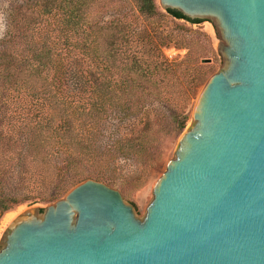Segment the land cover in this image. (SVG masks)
<instances>
[{
  "label": "water",
  "instance_id": "water-1",
  "mask_svg": "<svg viewBox=\"0 0 264 264\" xmlns=\"http://www.w3.org/2000/svg\"><path fill=\"white\" fill-rule=\"evenodd\" d=\"M157 4L209 24L219 66L143 214L86 179L19 212L1 236L0 264H264V0Z\"/></svg>",
  "mask_w": 264,
  "mask_h": 264
},
{
  "label": "trees",
  "instance_id": "trees-1",
  "mask_svg": "<svg viewBox=\"0 0 264 264\" xmlns=\"http://www.w3.org/2000/svg\"><path fill=\"white\" fill-rule=\"evenodd\" d=\"M93 1L32 0L11 11L0 39V183L10 179L20 183L31 169L41 173L51 168L55 173L61 164L67 169L87 147L82 128L90 124L97 129L111 112L115 128L127 125L129 131L135 129L126 146L133 154L146 152L154 142L155 130L180 133L183 129L184 118L176 122L171 110L166 123L163 121L158 104L168 99L160 98L158 91L173 87L165 75L174 74L183 63L189 74L183 88L188 91L186 96L192 94L205 81L204 67L190 59L169 62L159 53L142 58L129 44L151 45L150 37L124 23L122 16L104 23L90 17ZM134 4L142 18H163L153 0H134ZM50 17L55 20L52 28L47 21ZM173 45L180 44L175 41ZM112 69L125 89L135 91L139 85L146 95L113 94ZM83 85H88L90 93L86 102H81ZM14 98L28 102L11 106ZM15 187L18 185L0 191V213L31 199ZM59 190L37 193L32 199L49 202L58 197Z\"/></svg>",
  "mask_w": 264,
  "mask_h": 264
},
{
  "label": "rangeland",
  "instance_id": "rangeland-1",
  "mask_svg": "<svg viewBox=\"0 0 264 264\" xmlns=\"http://www.w3.org/2000/svg\"><path fill=\"white\" fill-rule=\"evenodd\" d=\"M31 1L0 0V39L9 25L11 11L16 6ZM153 2L156 11L163 18L145 19L140 17L135 10L134 0H94L88 12L90 17L96 18L101 23L122 16L124 23L135 28L136 31L140 30L145 35L147 34L152 43L151 45L150 43L145 45L144 43H137L135 46L129 44L130 49L135 48L139 55L142 54V58L159 53L169 62L174 63L185 59L195 60L204 67L203 81H206L211 74L218 70L219 66L216 54L217 37L214 29L206 22L190 24L184 20L174 19L158 7L157 0H153ZM47 21L50 24L49 27L52 28L55 24L54 18L50 17ZM175 41L180 45L175 47L173 45ZM96 45L98 47L102 46L101 42ZM204 60H209V62L206 63ZM101 68L102 64H99L98 69L100 70ZM176 70L172 75H165L173 87L158 91L160 98L168 99V101H162L158 105L163 110L162 119L165 123L170 114L169 110L174 112L173 119L176 122L184 118V127L180 133L169 129L158 133L157 129L155 130V136L153 135L154 142L147 148L146 152L133 154L132 151H128L126 146L130 132L132 131L133 133L135 129L129 131L130 128L127 125H120L115 128L116 119H114V112H111L106 117L103 125L97 129L92 128L90 124H86L82 128L81 136L88 148L85 147L67 169L64 168L63 164L59 166L58 171L55 173L52 172L51 168L41 173L38 170L33 171L31 169L30 172L25 174L24 179L20 183L13 179L0 183L1 192L10 187L14 188V184H17L16 190L24 193V196L31 197L30 200L13 205L7 212L0 213V224L8 214L17 215L29 206L42 207L62 198L68 190L86 179L101 182L117 190L124 201L133 205L136 214L140 217L150 200L152 184L164 172L165 164L168 160H171L178 137L189 124L195 98L205 82L195 88L192 94L186 96L188 91L183 88L185 86L183 81L188 80L189 74L184 72L185 64L181 63ZM111 72V78L109 79L111 80L110 88H113V94H121L122 97L127 94L132 97H144L146 95V92L139 85H137V90L129 92L125 89L124 84L119 82L116 77L117 73H114L113 69ZM188 73L192 72L188 70ZM87 86L83 85L85 88L82 87L85 91L80 93L81 102H86L90 95ZM186 98L187 100L184 101ZM22 100L25 101V104L28 102L25 98H22ZM22 100L14 98L11 106L14 104L20 105ZM22 103L24 104V102ZM165 123H163V127ZM2 129L9 131L6 126H3ZM92 134H94L93 138L90 136ZM64 169L66 170L65 172ZM70 178H74V181L70 182ZM58 187L60 188L59 195L52 201L32 199L37 193L47 195L53 188L56 190ZM3 232L0 234V240Z\"/></svg>",
  "mask_w": 264,
  "mask_h": 264
},
{
  "label": "bare ground",
  "instance_id": "bare-ground-1",
  "mask_svg": "<svg viewBox=\"0 0 264 264\" xmlns=\"http://www.w3.org/2000/svg\"><path fill=\"white\" fill-rule=\"evenodd\" d=\"M16 214H8L5 219L2 221V223L0 224V234L1 232H3L5 230V228L7 227L8 223L13 220L15 218Z\"/></svg>",
  "mask_w": 264,
  "mask_h": 264
}]
</instances>
